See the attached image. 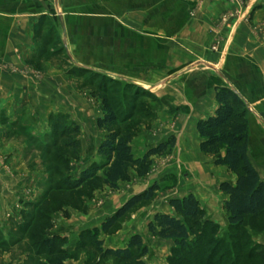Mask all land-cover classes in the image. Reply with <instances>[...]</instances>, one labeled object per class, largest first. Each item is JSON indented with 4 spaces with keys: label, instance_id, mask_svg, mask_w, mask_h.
Segmentation results:
<instances>
[{
    "label": "crops",
    "instance_id": "obj_1",
    "mask_svg": "<svg viewBox=\"0 0 264 264\" xmlns=\"http://www.w3.org/2000/svg\"><path fill=\"white\" fill-rule=\"evenodd\" d=\"M73 5L79 7L81 14H94V28L99 33L104 29L102 16L105 13L115 16L116 20L109 24L116 34L111 49L116 55L111 59L114 76L148 87L151 82L145 70L149 69L152 43L158 46L163 64L171 54L169 64L175 69L168 77L174 80V88L161 92L166 97L163 112L168 117L156 120L152 126L158 131L159 121H163L164 131L152 137L151 130L142 129L137 139L138 155L133 153V143L131 148L136 158L142 157L154 143L166 139L163 137L166 126L173 123V135L177 137L176 155L182 154L183 158L179 160L180 170L171 165L158 168L149 177L150 181H139L142 188L137 193H129L125 198L123 195L114 197L111 200L114 207L111 211L106 209L105 215L102 206L93 205H89L86 213L66 208L67 216L64 212L55 214L47 232L64 239L62 249L68 258L63 264H82L86 258L84 253L81 252L78 258L73 257L78 253L75 246L80 233L100 229L104 217L155 182L159 189L152 207L136 217L144 220L145 226L130 224V233L121 244L109 243L110 237L102 238L106 247L123 248L134 234H139L148 244L146 224L155 213L173 215L169 200L188 194L197 198L207 218L220 219L225 224L227 215L223 205L227 196L219 185L225 181L233 183L235 178L230 180L227 172H231L226 167L215 166L214 160L208 158L209 154L200 152L196 123L213 115L216 88L230 87L241 95L249 109L248 157L264 182V0H239L237 7H232L230 0H153V3L151 0H68V6ZM64 6L67 5L63 0H0V264H24L27 261L24 255L16 257L23 241L18 240L19 237L11 243L10 240L17 227L23 224L24 215L35 210L48 178L44 169L33 160L38 151L28 148V139L22 134L32 137L47 132L48 114L70 108L72 103L64 94L70 95L72 82L66 80L61 69L52 68L45 62L46 55L38 51L35 36L40 16L54 8L64 9ZM136 9L143 14L158 15L154 17V25L150 24V17L147 18L148 26L143 22H131V17H119L134 14ZM230 10L237 11L238 17L227 27L221 17ZM131 27L138 30L154 28L165 34L153 39L134 33L132 38L119 37V31ZM170 30L174 31V45L167 41L166 33ZM216 42L219 46L212 52L210 46ZM102 47L101 37H96L90 46L85 44L79 63L87 68H101ZM92 51L94 57L87 55ZM38 62L44 63L42 68H38ZM187 127H190V136H185ZM194 139L196 144L192 142ZM155 156L158 155L150 158L151 164L155 162ZM172 180L177 189L174 195L167 197L169 195L162 191H168L166 187L172 185ZM254 241L264 246V233H255ZM147 256L150 262L153 259L151 252ZM34 259L36 264H48L45 256ZM27 262L32 264V261Z\"/></svg>",
    "mask_w": 264,
    "mask_h": 264
},
{
    "label": "rangeland",
    "instance_id": "obj_2",
    "mask_svg": "<svg viewBox=\"0 0 264 264\" xmlns=\"http://www.w3.org/2000/svg\"><path fill=\"white\" fill-rule=\"evenodd\" d=\"M41 1L44 0H40V2ZM230 1L232 7H237L239 5V0ZM63 2L67 5L64 6V9H61L62 7L57 9L54 8L40 16L35 27V36L39 43L38 51H40L41 54L43 53L46 55L45 62H48L52 68L61 69L66 80L68 79L72 82V87L69 88L70 95L64 93L72 102L71 107L64 110L51 111L47 117L49 119L48 131L44 132L42 135L32 137L25 133L22 135L29 140L26 141L28 148L30 150L38 151L33 160L35 159L38 166L44 169V172L50 179L49 181L51 185L55 189L62 187V185L65 186L69 180L73 181L77 179L84 170L92 168L97 169L95 178L84 183L78 190H72L70 192H57L56 190L51 193L49 200L55 205V214L64 212L65 216H67L68 210L66 208H69L72 212L86 213L89 205H93L96 207L102 206L104 209L103 215H105L106 209L111 211V208L114 207L111 202L114 197H122L123 195L125 198L129 193H137L136 191H139L142 188L139 181L144 179L150 181L149 177L154 174L158 168L171 165V168L180 170V158H183V156L182 154L180 157L176 155L175 145L177 137L173 135L175 125L170 123L169 127L166 126V134L163 136L166 137V139L162 142L173 137L175 142L173 148L167 150L163 155L155 156L156 160L150 165L149 171L146 175L139 176L135 169H130V179L127 182L119 183L117 189H110L107 187L103 183L106 159L98 152L101 143L99 140H103L106 135V130L97 127V119L103 116L104 100H106L111 107L117 111L118 121L115 128L120 129L123 132L126 129H131L133 136L131 144L133 143L134 145L133 153L138 155L137 139L140 136L142 129L147 131L151 130L150 134L152 137H155L160 134L161 131H164L165 126L163 121H159L161 125L159 126L160 130L158 131H156L157 129L153 130L152 126L156 120H160L161 118L166 119L168 117V114L163 112L164 104L167 101L166 97H164V94L161 92H165V90L171 91V89L174 88V80L168 76L171 75V72L174 71L175 67L174 65L171 66V64H169L171 54H168V61L165 64L162 63L163 61L160 59L161 54H159V48L156 44L154 45V43H152L149 69L145 70L148 77L147 79L150 80L151 85L145 87L132 80L114 76L112 73L115 71L112 70L111 59H115L116 55L111 53V49L114 48V46H112V40L116 37V34L114 30H111L109 24L112 20H116V18H114L115 16L106 13L102 16L104 29L99 33V31L94 28V14H81L78 12V6H68V0H63ZM151 2L153 3V0H151ZM108 9H110V7ZM62 11L64 12L62 13ZM139 11L140 10L136 9L134 14H129L125 17L120 15L119 17H131V22L134 21L133 23L140 24L143 22L145 23V26H148L147 18L150 17V24L153 26L155 23L154 17H157L158 15L152 13L143 14ZM236 12L230 10L223 14L221 17L222 23L227 27H230L238 17ZM132 28L133 27H131V29H123L122 31H119V37H122L123 39L132 38L134 33L136 36L139 35L141 37H150L153 39L158 38L160 35L164 36L165 34L163 31L154 28H141L139 30ZM173 36V30L167 31V41L171 45H174ZM96 37L102 38L103 51L101 57L99 56L102 65L101 68L99 67L97 69L87 68L80 64L78 59L82 56L81 51L84 49V45L87 44V46H90L91 42L94 44ZM96 40H98V38ZM218 46L219 45L216 42L210 46V50L214 52L217 50ZM90 54L94 57L93 51L87 55L90 56ZM171 61H173V59ZM43 64L44 63L42 62H38V68H42ZM92 66L95 67L94 62ZM126 83H131L136 86L130 87L132 92L130 97L127 96L128 91L125 88ZM173 113L174 111L171 113V116H173ZM94 129L96 133H94ZM185 136H190V127H187ZM192 142L193 144H196V139ZM158 144L154 143L150 148L155 147ZM150 148H148L147 151ZM44 152L47 153L45 154ZM208 158L214 160L213 155L209 154ZM179 173H181V171ZM227 175L230 180L235 178L233 173L227 172ZM172 182V185L166 187L169 192L165 191V189L162 191L164 194L167 193V195H169L167 197L174 195L175 189H177V184L174 183V180H172ZM43 188L44 190L42 191V194L45 191V184H43ZM157 195L158 193H155L154 198L150 202L140 203L132 208L125 216L119 219L116 226L107 233L101 232L100 229L93 228L97 231L96 239L101 240L103 242V247L105 248H108L104 245V241L102 240V238L104 239L105 237H110V240H108L110 241L109 243L116 241V244H121L124 238L129 235L128 233H130L128 232L130 231L128 230L130 224L138 223V225H144L145 221H142V219L137 220L136 217L140 213L147 212L146 210L152 207V201ZM105 218L106 217H104L103 220ZM213 222L217 226L218 238H223L224 244L227 243L228 245H231L232 242L228 239V236L233 232L227 230L226 223L223 224L220 219L214 220ZM243 229L245 232V240L248 244L238 241L237 246L241 247L238 248L239 251L230 247L228 250V253L230 254L229 259L228 257L226 258L228 264L232 261H236L237 255L244 257L252 245H257V242L254 241L255 234L252 232H257V234L264 233V217L257 219L246 218ZM117 236L119 239L116 238ZM147 236L149 238V243H145V245H147L153 259L149 262L148 256L144 257L143 261L146 264H171L172 261L177 259V257L186 256L184 251L174 245L173 241L163 240L157 236L150 235L149 233H147ZM17 237H19V235L15 234L10 240V243L13 240L15 241ZM38 238L39 240L36 246H41V243H44L45 241L44 236L40 235ZM18 240L23 241V245L17 249L16 257L24 255V258L26 257L27 261H33L34 258L32 259L31 257H33L32 254L35 251V248L33 246L34 249H32L31 246L34 245V240L29 236H21ZM86 242L87 240H85L84 245L81 244L83 245L84 250L73 254V257L75 258H78V255L81 252L85 254L86 258L82 264L86 263V261L92 263V261L95 260L93 249L89 246V243ZM76 245L79 244L76 243ZM224 251L225 250H223V252ZM260 251L262 259L260 264H264V248ZM220 255L221 254L214 255V263H216ZM66 258H68V256H66ZM187 259L189 260L190 258L187 256ZM27 261L24 262V264H31ZM46 262L48 263V260H46ZM32 264H35V262L33 261ZM102 264L123 263H118L113 259L108 258L103 261ZM236 264L259 263L240 259Z\"/></svg>",
    "mask_w": 264,
    "mask_h": 264
},
{
    "label": "trees",
    "instance_id": "obj_3",
    "mask_svg": "<svg viewBox=\"0 0 264 264\" xmlns=\"http://www.w3.org/2000/svg\"><path fill=\"white\" fill-rule=\"evenodd\" d=\"M130 87L136 86L126 83L128 97L132 93ZM214 98L216 109L213 115L198 120L196 131L200 138V152L213 155L215 166H224L235 175L233 183L225 181L219 185L220 190L227 196L223 208L227 215V230L233 232L228 236L232 244H224L223 238H218L216 224L206 217L205 211L193 194L171 198L168 203L174 214L155 213L147 224L150 235L173 241L174 245L186 254L177 257L171 264H228L226 258L229 259V248L233 247L236 250L241 248L237 246L238 241L248 244L243 229L246 218L264 217V182L248 157V106L241 95L230 87L216 88ZM117 121V111L104 100L103 116L97 119V127L106 130V135L99 145L98 152L106 159L103 183L110 189H117L120 182H127L130 179V169H135L139 176L146 175L152 163L150 158L154 155H163L173 148L175 143L173 137L169 138L150 148L144 156L136 158L131 148L133 137L131 129L123 132L115 128ZM96 171V168L84 170L77 179L69 180L65 186L62 185L58 189H55L47 178L45 191L35 205V210L24 215L23 224L18 226L15 232L19 238L29 236L34 240V245L31 246L32 249L35 248L32 259L45 256L49 264H63L66 259V253L62 249L64 239L50 236L47 232L55 215V205L49 200V196L56 190L57 192L78 190L84 183L95 178ZM158 189L159 186L154 183L143 192L129 198L103 220L100 231L103 233L110 231L132 208L140 203L150 202ZM96 234L95 229L80 233L77 242L79 245H76L75 251L84 250L83 245L87 240L86 243H89L95 256L92 263L86 261L84 264H102L108 258L123 264H146L143 258L147 256L149 250L139 234L132 235L125 247L116 249L103 247V242L96 239ZM40 235L44 236L45 241L41 246H36ZM262 248L264 247L258 243L252 245L244 257L237 255V260L229 264H236L240 259L260 264ZM215 254H221L216 263L213 261Z\"/></svg>",
    "mask_w": 264,
    "mask_h": 264
},
{
    "label": "built area",
    "instance_id": "obj_4",
    "mask_svg": "<svg viewBox=\"0 0 264 264\" xmlns=\"http://www.w3.org/2000/svg\"><path fill=\"white\" fill-rule=\"evenodd\" d=\"M243 16H244V13L240 15V17H242V18H243ZM239 19H240V18H239ZM262 39L264 40V35H263V38H262Z\"/></svg>",
    "mask_w": 264,
    "mask_h": 264
}]
</instances>
